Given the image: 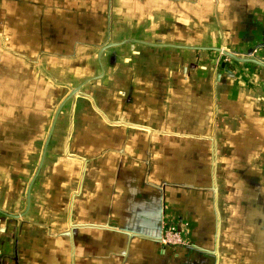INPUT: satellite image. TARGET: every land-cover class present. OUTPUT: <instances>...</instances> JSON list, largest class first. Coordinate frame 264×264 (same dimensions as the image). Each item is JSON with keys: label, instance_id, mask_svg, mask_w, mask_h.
Instances as JSON below:
<instances>
[{"label": "crops", "instance_id": "obj_1", "mask_svg": "<svg viewBox=\"0 0 264 264\" xmlns=\"http://www.w3.org/2000/svg\"><path fill=\"white\" fill-rule=\"evenodd\" d=\"M216 49L264 0H0V264H264V67Z\"/></svg>", "mask_w": 264, "mask_h": 264}, {"label": "water", "instance_id": "obj_2", "mask_svg": "<svg viewBox=\"0 0 264 264\" xmlns=\"http://www.w3.org/2000/svg\"><path fill=\"white\" fill-rule=\"evenodd\" d=\"M217 51H219L220 53H222L223 55H226L232 59H234L235 61H239V62H250V63H254L258 66L264 67V61L259 60L255 57H253L252 55H248L245 57L239 56L234 52H231L227 49H216Z\"/></svg>", "mask_w": 264, "mask_h": 264}, {"label": "built area", "instance_id": "obj_3", "mask_svg": "<svg viewBox=\"0 0 264 264\" xmlns=\"http://www.w3.org/2000/svg\"><path fill=\"white\" fill-rule=\"evenodd\" d=\"M169 234L166 235L165 241L171 244H183L188 245L189 241L186 237L180 236L173 228L169 229Z\"/></svg>", "mask_w": 264, "mask_h": 264}]
</instances>
